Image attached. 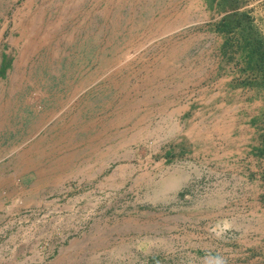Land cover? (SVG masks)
<instances>
[{
    "label": "rangeland",
    "instance_id": "1",
    "mask_svg": "<svg viewBox=\"0 0 264 264\" xmlns=\"http://www.w3.org/2000/svg\"><path fill=\"white\" fill-rule=\"evenodd\" d=\"M0 144V264H264V0H0Z\"/></svg>",
    "mask_w": 264,
    "mask_h": 264
},
{
    "label": "crops",
    "instance_id": "2",
    "mask_svg": "<svg viewBox=\"0 0 264 264\" xmlns=\"http://www.w3.org/2000/svg\"><path fill=\"white\" fill-rule=\"evenodd\" d=\"M0 146H1V144H0ZM3 156H2V154H1V147H0V164H1V161L3 160V159H5V157L6 156H4L3 158H2ZM1 166V165H0ZM2 168V167H1Z\"/></svg>",
    "mask_w": 264,
    "mask_h": 264
}]
</instances>
